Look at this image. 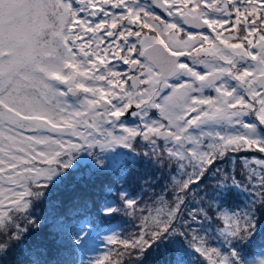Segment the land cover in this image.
I'll use <instances>...</instances> for the list:
<instances>
[{
	"label": "snow or ice",
	"instance_id": "obj_1",
	"mask_svg": "<svg viewBox=\"0 0 264 264\" xmlns=\"http://www.w3.org/2000/svg\"><path fill=\"white\" fill-rule=\"evenodd\" d=\"M117 146L170 174L159 192L142 182L147 201L121 192L105 206L137 228L107 236L120 247L89 264H136L171 236L206 264H250L241 248L264 209V0H0V264L41 229L33 206L77 154L102 168ZM212 169L208 190H244L245 209L194 190ZM213 218L226 253L201 227ZM260 251L252 264H264ZM39 254L13 259L40 264Z\"/></svg>",
	"mask_w": 264,
	"mask_h": 264
},
{
	"label": "trees",
	"instance_id": "obj_2",
	"mask_svg": "<svg viewBox=\"0 0 264 264\" xmlns=\"http://www.w3.org/2000/svg\"><path fill=\"white\" fill-rule=\"evenodd\" d=\"M124 150L123 146L108 150L102 157L107 167L99 169L92 168L90 160L94 157L89 153L83 161L77 160L76 156L72 167L56 177L49 184L44 197L33 206V215L42 218L44 223L40 230L30 229L13 245L9 256L10 264H15L13 257L16 255L37 247L40 249V264H75L78 245L73 236L85 222L91 227L89 234L114 224L120 227L118 233L124 235L136 231L138 221L122 213L106 214L105 203L112 198L114 200L112 207L120 206L121 192H126L128 198H141L147 201L151 191L144 196L142 182L151 180L153 188L159 192L170 173L155 165L148 157L136 154L134 158L131 150H126L125 154ZM85 152L77 155L81 157ZM223 165L227 168L228 161L220 162L216 166ZM236 172L239 179L244 178L241 166L236 167ZM78 173L80 175L77 176ZM215 179V169H212L194 190L214 199L221 209L240 211L248 206L252 197L245 191L232 190L229 186L216 191L208 190ZM187 206L193 208L196 204L189 201ZM209 215L215 216L214 208ZM67 226L72 227L71 232L66 230ZM202 229L207 231L211 246L225 253L228 251L227 244L215 231V218L205 223ZM118 247L119 244H107L104 254L108 248L115 251ZM261 248H264V209L258 213V227L254 238L243 245L241 251L251 263L255 258L261 257ZM178 251L184 255V264H206L205 259L190 249L181 236H171L157 242L136 264H174V257Z\"/></svg>",
	"mask_w": 264,
	"mask_h": 264
},
{
	"label": "rangeland",
	"instance_id": "obj_3",
	"mask_svg": "<svg viewBox=\"0 0 264 264\" xmlns=\"http://www.w3.org/2000/svg\"><path fill=\"white\" fill-rule=\"evenodd\" d=\"M125 124L127 125H133L135 123L134 119H126ZM126 150H130L125 148L124 150V154ZM88 154V152H85L84 155H82L81 157L79 155H77V160H81L83 161V158L86 157V155ZM136 154L133 153V157L136 158L135 156ZM91 165L93 166V169H99L101 168L100 166L97 165L95 159L93 158L92 160H90ZM226 165H223V167ZM104 168L107 167L106 164H104L103 166ZM110 167V166H109ZM80 175L79 173L77 174V176ZM66 179V177L64 178ZM231 187L230 189L232 190H236V191H240V192H244V190L237 188V187ZM129 199H132V197H129ZM114 204V200L112 198H110L106 203L105 206H109L112 207ZM104 206V208H105ZM203 226V225H202ZM201 226V227H202ZM90 225L85 222L81 225L79 231H77V236H79L80 240H81V244H82V250H81V261L80 264H89L90 261H93L97 256H102L106 249H107V240L106 237L109 235H112L114 232L118 233L119 232V225H111L108 226L106 228H104L103 230H99L97 232V234L95 236L91 234H89L88 232L90 231ZM260 258V257H259ZM259 258H255L254 260H258ZM252 264V262L250 263Z\"/></svg>",
	"mask_w": 264,
	"mask_h": 264
}]
</instances>
